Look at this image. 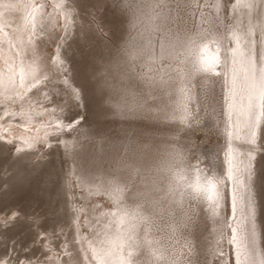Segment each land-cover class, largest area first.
<instances>
[{"label":"snow or ice","instance_id":"6c2138e0","mask_svg":"<svg viewBox=\"0 0 264 264\" xmlns=\"http://www.w3.org/2000/svg\"><path fill=\"white\" fill-rule=\"evenodd\" d=\"M229 2L224 0L221 5V0H216L212 7L223 6L227 12ZM170 4L171 7L164 2L156 5L166 8L168 15L153 18L144 11L141 0H64L58 7L65 9L67 15L59 30H48L41 25L39 39L26 48H19V80L9 76L8 85L13 95H6L0 105L7 107L16 96L22 95L15 90L18 86L23 89L26 81V90H34L33 96L42 93L41 84L51 86V96L43 93L44 101L56 106L49 115L67 123L54 126L51 134L54 143H49L45 137L37 142L39 147L29 144L31 151L17 147L15 140L0 137V264H49L43 241L56 236L59 222L68 223L65 218L71 212L62 184L66 175L62 163L69 148L73 149L74 160L83 161L82 170L101 173L106 178V190H111L109 195L115 192L114 203L123 212L117 224L125 223L128 208H131V220L137 223L130 224V229L135 231L137 225L141 226L139 245L132 237H127L129 247L138 250L126 253L127 259L122 256L121 264H221L222 261L227 264L223 252L217 251L209 258L206 250L198 251V245L189 239L196 236L205 201L214 217H220L218 210L223 202L224 223L229 212L236 222V227L227 225L233 234L229 243L236 244V264H264V253L257 258L258 233L264 236V224L258 219V209H264V0H251L245 5L257 13L259 35L254 37L249 29L242 47L241 39L234 34L236 46H225L223 56L211 33L201 34L199 43L191 39L179 17L172 15L174 9L181 8L180 0H170ZM17 6L6 5L9 9ZM20 6L35 8L36 4ZM39 7L44 8V5ZM108 10L118 13L121 25L127 23L129 27L128 39L122 45L108 35L112 31L106 17ZM69 17H72L71 22ZM145 21L154 25L146 31H158L168 41L167 46L160 44L159 55L150 40L144 42V33L131 34V30ZM30 23L35 29L34 16ZM46 31L47 36L43 35ZM97 38L106 41V53L92 55ZM73 44L77 48L70 54ZM210 45H217L215 55H206ZM46 48L49 49L47 56L44 55ZM61 49L63 60L60 59ZM182 49L195 56L182 76L191 80L197 74H204L197 78V85L202 80L206 85L200 87L201 102L191 110L185 103L178 113L174 84L145 81L136 68L137 62L145 57L164 63L178 60ZM77 50L82 58L79 68L70 64ZM13 71L9 66V72ZM226 101L231 120L228 134L241 140L245 148L240 153L246 160V163L241 161L243 168L233 162L231 143L224 151L216 133L219 126L216 117L223 118ZM20 115L25 113L22 111ZM90 115L97 121L118 118L125 125L122 135L109 136L98 127H92ZM83 125H89L87 134L80 133ZM73 133L78 135L72 141L62 139L63 136L73 137ZM80 135L86 136L93 152L83 154ZM61 146L65 152L57 160L56 150ZM254 152L259 154V161ZM36 157L39 163L47 165L45 186L50 194L43 206L26 207L20 202L19 194L31 182L32 173L39 166ZM192 160L206 165L216 178H206L201 183L197 175L194 183H188V178L182 174L185 166L189 172L200 171ZM180 181H184L190 191H180ZM41 207L42 211H38ZM50 219L54 221L51 232L48 231ZM157 221L164 222L173 236L178 230L181 232L186 242L183 252L178 251L174 256H165L162 252L156 259L145 254V246L154 250L146 233L158 228ZM116 239H122L119 232ZM102 252L98 254L100 264H110L113 252L111 249ZM65 259L67 264H79L80 252Z\"/></svg>","mask_w":264,"mask_h":264},{"label":"bare ground","instance_id":"6f19581e","mask_svg":"<svg viewBox=\"0 0 264 264\" xmlns=\"http://www.w3.org/2000/svg\"><path fill=\"white\" fill-rule=\"evenodd\" d=\"M63 2L64 0H53L51 4L48 3L46 0H0V100H3L6 95L8 96L13 95V92L11 91L10 86L8 85V79L3 74L4 72L3 60L6 61L8 64H14L13 67L14 71L12 73L9 72L8 74L11 75L12 79L18 82L19 66H20V65L18 66V63L20 61L18 54L19 48H23V47L26 48L30 43H34L36 40L39 39L38 34L41 25H43L46 29L53 31V28H55V26L53 27L52 21L57 20L58 18H60L61 20L62 19L61 16L63 17L64 20L65 15H67L66 10L58 7V5L62 4ZM161 2L168 3L169 7H171L170 0H141V3L145 5L144 11L153 18L168 15V10L166 8L161 9L159 7H156V5H158ZM215 2L216 0H180V3L182 5L181 8L179 10L174 9L173 13L175 12L176 14L174 15L172 13V15L174 16L181 15L182 21L185 18L187 19V22H182L183 29L188 34V36L191 37V39L196 40L198 43L200 42L199 36L201 34L211 33L217 40V44L221 50V56H223L225 46L228 45H230L231 47L236 46L234 34L235 37L241 39L242 47L244 41L247 39V32L249 29H251V32L254 34V37L259 35L260 20L257 16V13L255 10L245 7L246 4L251 3V0H230L227 7V12H225L223 6H221L220 8L212 7V5ZM223 2L224 0H221V5H223ZM24 3L36 4V7L35 8L28 7L25 9L24 7L20 6L23 5ZM9 4H17L18 6L14 9H9L6 7V5ZM39 4L40 5L43 4L44 8H40ZM47 4H49L50 7ZM30 13H31V18L33 16L35 17V24H36L35 29L32 28V25L30 23L31 19L28 18ZM71 20L72 17H69L70 22ZM156 23H159L158 19H156ZM152 27H154V25H151L147 21H145V23L139 24L136 30L132 31V35H136L137 31L144 33V42L147 43L150 40L151 47L153 48L155 53L159 55L160 44L163 43L165 44V46H167L168 41L158 31H152L151 33L146 31V28H152ZM71 30H73V32L75 31L74 28H72ZM43 35L47 36V31L43 33ZM124 36H126L125 31H124ZM182 38L186 39V37L183 36ZM127 39L128 38L126 37L124 42ZM12 42L14 43L15 48H13ZM188 46L191 47V45ZM216 46L217 45H210L209 51L206 55L208 56L215 55ZM44 54L46 53L44 52ZM186 55L188 54L182 49L178 60H171L168 61L167 63H164L162 61L154 62L148 60L145 57L143 60L138 61V63L144 66L143 70L138 73L142 74L145 81H155L157 84H161L163 81H168V83L174 84L176 89L175 103L178 106V113L180 107H182L185 103L188 105L189 110L192 109L193 105L200 103L201 102L200 87L206 85V81L203 80L200 82L199 86L197 85V78L200 75H204V74H197V77H193L191 78V80H189L188 77L182 76L183 73L188 71L189 61L195 59L194 55H188L187 60H185ZM63 58H64L63 49H61L60 59L63 60ZM74 62L75 61H72L70 62V64H74L77 68H79V65ZM17 71L18 73H16ZM47 75H51V74L48 73ZM169 77H171L172 79L169 80ZM1 78H4L5 81L3 82ZM58 79L59 78L57 77V80ZM40 87L42 88V93L33 96L32 91L34 90L32 91L26 90L28 88V84L26 81L25 85L23 86V89L18 86L15 90L17 92H21L22 95L16 96L14 102L12 104L7 105V107L0 105V137L4 138L5 140H15L18 147L26 151H31V149L28 148L29 144H34L37 146L39 145L37 142L45 137L48 138L49 143H54V141L51 139V134L55 131L54 126L56 124H61V126H63V124L67 123L66 121H63V123H61L62 118L58 116H54L51 121H49V119L48 121L44 119L45 115L47 114L49 115V113L52 112V110L49 108L50 106L45 103L43 97V93H47L49 96H51V86L43 87V85L41 84ZM225 94H227V89H225ZM19 100L20 103L18 104ZM22 111L25 113V115L23 116L20 115ZM219 111H217V113H219ZM10 114H12L11 118H10ZM216 119L219 122L218 132H220L221 134L220 145L223 146L224 151H227V145L231 143V146L234 150L233 162L234 164H237L239 165V167L243 168V163H241V161H244L246 163V160L244 156L240 155V153H243L245 151V148L241 146L242 141L236 140L228 134L229 131H231V120L229 119L227 101L225 102L223 118L221 119L220 116L217 115ZM92 127H95V125L93 124ZM88 129H89V125H83L80 128V133L87 134ZM226 129L228 131H226ZM77 135H78L77 133H73V137L63 136L62 139L66 141H72ZM79 139L81 144L84 146L86 136L80 135ZM257 145H259V140L257 142ZM85 146H87L88 148V145ZM84 148L85 147H83V149ZM60 153H62L61 149H60ZM67 153L73 155V149L69 148L67 150ZM88 153L89 150L87 151V149L86 150L84 149L83 154L86 155ZM253 155H255L257 157V161H259L260 159L259 154L254 152ZM221 156L223 157V152H221ZM65 158L66 157H64V160H67V158L66 159ZM67 162L69 163L68 160ZM82 163H83L82 160H80V162L78 163L77 160H74L72 158V163H71L72 172L74 176L77 177L78 186L82 188V190H80L82 191L83 194L82 197L85 196L86 198L88 197L92 198L93 194H95L96 192L99 193V191H103V193L105 192L108 195V198L112 200L111 203L113 205L111 208L108 206V208L110 209L107 212L102 211L101 214L103 218L99 213L97 217L94 218L93 215L97 214L96 209L99 206V203L98 205H96L97 207H95V205L90 204V201L84 202L82 205H80L78 202L79 204L78 209L76 210V208H73L75 214L73 215L72 212H70V215L73 217V219L74 218L76 219L78 214L83 210L84 215L86 216V220L89 221L87 223L88 225L89 224L93 225L96 219L100 220L101 221L100 226L97 225V227L93 229L90 234L89 232L86 233L89 235L85 237V242L87 240L85 245L88 243V247L91 250V254L94 256V259L97 264H100V255L103 254L102 250H106V249H111V251L113 252V256L111 257L110 264H121L122 256H124L125 259H127L126 253L131 254L138 250V248L136 247H129L130 241L127 239V237H132V241H134L136 245H139L140 241L138 239V236L140 234L141 226L137 225L135 231H132L130 229L129 227L130 224L137 223L136 221L131 220V214L133 211L131 208H128L129 215L125 217V223L123 225L117 224V220L121 215H123V212L114 203L116 199L115 192H112L110 196L109 191L111 190L110 189L106 190V186H105L106 178L102 175L101 177L102 181L100 182V184L97 183L96 180L92 177L93 175L98 174V172H90V171L82 170L81 169ZM192 164L194 166L198 165L200 171L189 172L186 170V166H185V170L183 171L182 174L188 178L187 179L188 183H194L197 175H199L201 183H203L206 178H212V179L216 178L208 171L206 165L204 164L202 165V163L197 162V160H192ZM224 167L226 170L227 163H225ZM69 177L65 175V178L62 181V184L64 185L63 191L66 192L67 194L68 193L71 194V199L75 200L77 199V197L75 196L76 198L73 199L72 198L73 195L72 193H70L71 191L67 187L70 186L71 188ZM179 183H180V188H179L180 191H190V189L186 187V183L184 181H180ZM93 200L94 202H97L95 200H98V198L95 197ZM67 201L68 203L71 202L68 196H67ZM71 204H69V207L72 208L73 204L72 205ZM102 206L103 205H101V207ZM102 208L104 209V207ZM218 211H220V217H214L211 211L208 209L207 202L205 201L204 209H203V220L205 222H208L207 225H209V228L202 229L200 227L201 232L199 234L197 232L195 237H189V239H192L193 242L198 245L197 248L198 251L201 248L206 250L209 254V258H211L213 254L219 251L225 254V257L226 259H228L229 264H236V255H235L236 244L229 243V240L231 239V236L233 234L231 232V229L227 226V225H231L232 227H236V222L233 221V219L231 218V214L229 212L227 216V223L226 224L224 223L225 212L223 210V202H221V209H219ZM261 211L262 209H258V212L260 213L258 219L261 224H264V218ZM237 216H239V214H237ZM217 220H219L220 222L217 223ZM78 223L76 224L77 226H79ZM83 231L86 232L85 230ZM80 232L76 231L75 228L71 230L72 242H70L69 249H72V252L67 256H75L76 252L79 251L80 252L79 264H94L89 256V250L84 245V239L81 238V235L83 233L81 234ZM117 232H119L122 239L119 240L116 239ZM224 232H226V237L224 236ZM74 235L76 236L78 241L75 240ZM146 235H147V239L151 242V245L154 246V250L149 246L144 247L145 254L148 255L150 259H156L161 255L162 252L164 253L165 256H168L169 254L174 256L178 251L183 252L184 250L183 246H185L186 244L184 240V236L181 234L180 231L179 232L177 231L176 235L173 236L171 240H167V241L163 239L162 236L159 235L157 232H154V228H152L149 232H147ZM236 235L237 237H239V232H237ZM177 239L179 240V242L175 243ZM180 242L184 244L182 245ZM262 253H264V236L258 233L257 258H259V256ZM49 255L50 254H48V257ZM52 255L54 254L52 253ZM52 255L50 256L51 259L55 257L54 256L52 258ZM65 257L66 256L64 255V257L61 260L63 264H67ZM57 261L54 262L57 263ZM241 261L243 262V256L241 257ZM221 264H225V261H222Z\"/></svg>","mask_w":264,"mask_h":264},{"label":"rangeland","instance_id":"374dc122","mask_svg":"<svg viewBox=\"0 0 264 264\" xmlns=\"http://www.w3.org/2000/svg\"><path fill=\"white\" fill-rule=\"evenodd\" d=\"M48 3H51L52 4V2H53V0H46ZM40 5V4H39ZM49 7H50V5L49 4H47ZM174 11V10H173ZM174 15L176 14L175 12L173 13ZM173 15V16H174ZM176 16H178L179 17V21L180 22H187V19L185 18L183 21H182V19H181V15H176ZM106 17H107V21L112 25V31L110 32V33H108V35L109 36H111L112 37V39L113 40H115V41H117L119 44H123L124 43V40L126 39V37L128 38V35H129V27H128V25H127V23H125V24H123V25H121V21H120V17H119V14L117 13V14H113V12L111 11V10H108L107 12H106ZM28 18L29 19H32L31 18V15H29L28 16ZM61 20H60V18H58L57 20L59 21V23H58V21L57 20H54V21H52L53 22V27L55 26V28H53V31H57V30H59V28L62 26V23L64 22V20H63V17L61 16ZM57 22V23H56ZM57 25V26H56ZM59 25V26H58ZM139 25V24H138ZM138 25H137V27H138ZM58 27V28H57ZM74 28V27H73ZM71 31H73V30H71ZM105 31L107 32L108 30L107 29H105ZM124 31L126 32V36H124ZM132 31L133 30H131V34H132ZM74 33V32H73ZM125 37V38H124ZM71 40V37L69 38V41ZM99 40V41H98ZM102 41V42H101ZM122 41H123V43H122ZM106 43V41L105 40H103L102 38H97V41H96V43H97V45L95 46V48L94 49H92L91 50V54L92 55H96V54H98V53H106V49L104 48V44ZM104 43V44H103ZM12 44H13V48H15V45H14V43L12 42ZM103 45V46H102ZM77 46L76 45H72V48H70L69 49V53L70 54H72V52H73V50L76 48ZM24 48V47H23ZM101 48H102V50H101ZM103 48H104V50H103ZM101 50V51H100ZM48 51H49V49H48ZM47 51V48H46V50H44V52L46 53V54H44L45 56H47L48 54H49V52ZM103 51V52H102ZM76 56V57H75ZM75 56H73L74 58V60H72V61H75L74 63H76V64H78L79 65V67H81L82 66V58H81V56L79 55V52H78V50L76 51V53H75ZM79 57V58H78ZM72 61H70V62H72ZM3 74L5 75V77L7 78V79H9V76H10V74H8L9 73V66H11L12 68L14 67V64H8V63H6V61H4L3 60ZM137 64H138V66H137V68H136V71L137 72H140V71H142L143 70V65H141L140 63H138L137 62ZM8 67H7V66ZM20 65V61H19V63H18V66ZM145 70V69H144ZM19 71H20V66H19ZM16 73H18V71L16 72ZM46 74H48V73H46ZM51 74V73H50ZM41 79H43V78H41ZM1 80L4 82L5 80H4V78H1ZM18 80H19V77H18ZM20 103V100H19V102H18V104ZM45 103L47 104V102L45 101ZM56 106L55 105H51L49 108L52 110L53 108H55ZM220 109H219V107H217V111H219ZM58 111V110H57ZM51 116V117H50ZM49 117V118H48ZM53 117L54 116H52V115H45V117H44V119L46 120V121H48V119H49V121H51L52 119H53ZM89 119H90V121H92L93 122V124L95 125V127H98L101 131H105V132H107L108 133V135L109 136H118V135H122V130H123V128L125 127V125L118 119V118H109L108 120H100V121H97L96 120V118L94 117V116H89ZM119 122V123H118ZM92 124V125H93ZM116 127V128H115ZM113 129V130H112ZM219 130H218V128L216 129V133H217V135H218V138H219V143H221V134H220V132H218ZM85 145H88V148H87V146H83V147H85L84 149L86 150L87 149V151L89 150V153H91V152H93L94 151V148H93V146H92V144L86 139L85 140V143H84ZM90 145V146H89ZM16 146L18 147V145L16 144ZM37 146H39V145H37ZM36 146V147H37ZM60 149H61V152L62 153H64L65 152V150H64V148L61 146L58 150H56V153L57 154H59V155H56V158H57V160H59V156H60ZM43 150V151H42ZM47 151V149H41V151L42 152H46ZM92 150V151H91ZM59 152V153H58ZM64 157H66L67 158V160L69 161V163L67 162V160H64V162L62 163V167H63V170H64V173H66V175L69 177V179H70V185H71V188H70V186H67L68 187V189L71 191L70 193H72V195H73V199L74 198H76L77 197V199H75V200H72L71 199V194H67L66 193V195L68 196V198L70 199V201L71 202H69L68 203V207H69V204H71L72 205V208L71 207H69V209L71 210V212H75L74 210H73V208H76V210L78 209V205L80 204V205H82L84 202H88V201H90V204L91 205H95V207H97L96 205H98V203H99V206L97 207V214L96 215H93V217L95 218V217H97V215H98V213L99 214H101L102 213V211H105V212H107L111 207L109 206L110 204L111 205H113L112 203H111V201L112 200H110L109 198H108V195L104 192L103 193V191H99V193L98 192H96L95 194H93V196H92V198L91 197H88V198H86L85 196H83L82 197V191H80V190H82V188L81 187H79L78 186V183H77V177L76 176H74V174H73V172H72V165H71V163H72V158H73V155L71 154H66ZM65 158V159H66ZM38 162H39V157H36L35 158ZM198 162V161H197ZM191 163H192V161H191ZM40 164H43V165H40ZM39 167H37V169H36V171L35 172H33L32 173V176H31V182L29 183V184H27L26 185V187L23 189V191L19 194V196H20V202L21 203H23L26 207L27 206H35V205H44V203L47 201V199H48V196H49V191L47 190V193H46V186H45V171H46V167H47V165H45L44 163H39ZM203 165V164H202ZM6 166V165H5ZM7 167V166H6ZM42 167V168H41ZM45 167V168H44ZM68 167V168H67ZM41 168V169H40ZM69 173V174H68ZM72 176H73V178H72ZM101 177H102V174L101 173H98V174H95V175H93V177L92 178H94L95 180H96V182L97 183H99L100 184V182L102 181V179H101ZM35 179H36V181H35ZM44 179V180H43ZM101 179V180H100ZM71 181H72V183H71ZM75 184V185H74ZM73 186V187H72ZM76 186V187H75ZM27 189H28V191H27ZM76 191V193H75V191ZM73 190V191H72ZM35 192V193H34ZM79 193V194H78ZM81 193V194H80ZM76 194V195H75ZM106 194V195H105ZM39 195V196H38ZM76 196V197H75ZM98 198V200H95V201H97V202H94V198ZM89 199H91V200H89ZM78 200V201H77ZM32 201V202H31ZM76 202V203H75ZM78 202H79V204H78ZM92 202V203H91ZM101 205H103L102 207H104V209L101 207ZM108 206L110 207V208H108ZM107 207V208H106ZM99 209V210H98ZM42 211V207L40 208V209H38V211ZM261 213H262V215H263V218H264V209H262V211H261ZM80 215V216H79ZM101 216H102V214H101ZM76 217V216H75ZM79 219H78V218ZM76 217V219L74 218L73 219V217L70 215V213H69V216L68 217H66L65 219L66 220H68L69 222V224L68 223H65L64 221H60L59 222V227L56 229V236H55V238L54 237H52V238H50L49 240H46V241H44L43 242V244H44V249H45V251L47 252V255L48 254H50L49 255V264H55L56 262H54V261H57V259H58V261H57V263L56 264H58L59 262V264H63L62 262H61V260H62V258L64 257V255L65 256H67V255H69L71 252H72V249H69V247H70V242H72V240H71V230L72 229H76V231H79L80 232V230H81V238L82 239H84V245H85V243L87 242V240H86V242H85V237H87V235H89L91 232H92V230L93 229H95L96 227H97V225L98 226H100L101 225V221L100 220H95L94 221V224L93 225H88L87 223L89 222V221H87L86 220V216L84 215V211L82 210V212H80L79 214H78V216ZM83 217V218H82ZM102 218H103V216H102ZM77 221V222H76ZM79 222V223H78ZM82 222V223H81ZM54 223V221L53 220H49L48 221V224H49V228H48V231L49 232H51L52 231V227H51V225ZM78 223V225L80 226H77L76 224ZM207 223L208 222H205L203 219L200 221V224H199V228H198V230L196 231V233L198 232V234L201 232L200 230H201V228L202 229H204V228H209V225H207ZM157 224H158V228H154V232H157L159 235H161L162 236V238L163 239H165L166 241L167 240H171L172 238H173V235H171L170 234V229H166V224L164 223V222H161V221H157ZM88 225V226H87ZM70 228H69V227ZM163 227V228H162ZM201 227V228H200ZM63 228H65V229H63ZM78 229H80V230H78ZM91 229V230H90ZM83 230H85L86 232H84ZM163 230V231H162ZM89 232V234H86V233H88ZM161 232V233H160ZM165 232V233H164ZM178 232H179V230H178ZM85 234V235H84ZM164 234H166V235H164ZM179 234V233H178ZM42 235H43V233H42ZM175 235H176V233H175ZM174 235V236H175ZM75 236V235H74ZM224 236L226 237V232H224ZM221 239V238H220ZM75 240L76 241H78V239L76 238V236H75ZM225 241V240H224ZM179 242V240L177 239L176 240V242L175 243H178ZM49 243V244H48ZM182 245L184 244V243H182V242H180ZM49 246H48V245ZM60 245V246H59ZM181 245V246H182ZM62 246V247H61ZM86 246V248L89 250V256H90V258H91V260L93 261V263L94 264H97L96 263V261H95V259H94V256L91 254V250L89 249V247H88V243L85 245ZM183 247H185V246H183ZM0 250H2V249H0ZM67 251V252H66ZM52 253L54 254V255H52ZM37 254L38 255H40V253H39V251L37 252ZM52 255V258L53 259H51V256ZM58 257H60V258H58ZM51 259V260H50ZM54 259H56V260H54ZM226 261L228 262V259H226ZM228 264H229V262H228Z\"/></svg>","mask_w":264,"mask_h":264}]
</instances>
